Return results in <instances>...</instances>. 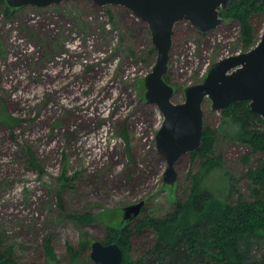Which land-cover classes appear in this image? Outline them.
I'll return each instance as SVG.
<instances>
[{
	"label": "rangeland",
	"instance_id": "374dc122",
	"mask_svg": "<svg viewBox=\"0 0 264 264\" xmlns=\"http://www.w3.org/2000/svg\"><path fill=\"white\" fill-rule=\"evenodd\" d=\"M221 18L204 33L184 21L174 27L164 75L174 103L213 62L248 50L238 24ZM263 28L261 15L251 47ZM155 60L147 24L122 6L61 0L10 7L0 0V115L11 120L0 118V241L20 264H45L47 237L60 264H71L68 246L81 242L89 248L80 264H94L91 243L127 222L124 206L144 201L130 224L147 213L164 216L199 170L200 160L183 154L175 182L164 183L166 161L156 147L163 115L147 103L144 86ZM210 104L202 103L203 125L218 129L221 111ZM215 153L220 173L236 179L261 158L221 131ZM235 188L248 197L245 180Z\"/></svg>",
	"mask_w": 264,
	"mask_h": 264
},
{
	"label": "trees",
	"instance_id": "16d2710c",
	"mask_svg": "<svg viewBox=\"0 0 264 264\" xmlns=\"http://www.w3.org/2000/svg\"><path fill=\"white\" fill-rule=\"evenodd\" d=\"M220 15L238 24L243 47L249 49L255 43L254 22L264 15V0H229ZM220 114L218 129L203 127L201 145L190 153L200 160V168L188 174V186L171 210L164 216L143 214L134 224L127 221L106 232L102 242L120 246L122 264H264V120L247 100L229 104ZM0 118L11 121L5 114ZM219 131L261 156L241 178L220 173L222 159L215 153ZM249 155L243 157L245 164ZM240 179L247 183V198L235 188ZM230 193L236 194L232 200ZM88 248L87 242L79 249L68 246L71 264H80ZM43 251L45 264H60L48 237ZM0 264H20L1 241Z\"/></svg>",
	"mask_w": 264,
	"mask_h": 264
},
{
	"label": "water",
	"instance_id": "95a60500",
	"mask_svg": "<svg viewBox=\"0 0 264 264\" xmlns=\"http://www.w3.org/2000/svg\"><path fill=\"white\" fill-rule=\"evenodd\" d=\"M61 0H6L10 7L47 6ZM95 4L118 5L145 22L156 49L152 70L144 77L145 99L158 106L163 123L156 134V147L166 161L164 183L176 180L174 164L183 154L196 151L202 141L205 98L211 109L224 110L229 104L247 100L250 109L264 120V28L256 44L246 51L213 62L203 79L184 88V101H172L173 88L164 80L172 34L176 23L188 22L196 31L207 32L222 23L220 10L229 0H92ZM144 201L122 209V220H134ZM94 264H122L123 252L116 242L94 240L90 245Z\"/></svg>",
	"mask_w": 264,
	"mask_h": 264
},
{
	"label": "bare ground",
	"instance_id": "6f19581e",
	"mask_svg": "<svg viewBox=\"0 0 264 264\" xmlns=\"http://www.w3.org/2000/svg\"><path fill=\"white\" fill-rule=\"evenodd\" d=\"M162 115V113H160ZM123 221V220H122Z\"/></svg>",
	"mask_w": 264,
	"mask_h": 264
}]
</instances>
